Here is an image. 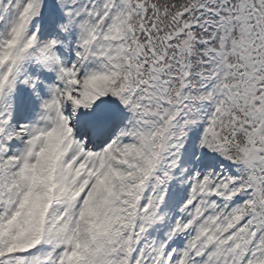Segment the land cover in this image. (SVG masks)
<instances>
[{
    "label": "snow or ice",
    "instance_id": "obj_1",
    "mask_svg": "<svg viewBox=\"0 0 264 264\" xmlns=\"http://www.w3.org/2000/svg\"><path fill=\"white\" fill-rule=\"evenodd\" d=\"M0 264H264V0H0Z\"/></svg>",
    "mask_w": 264,
    "mask_h": 264
}]
</instances>
